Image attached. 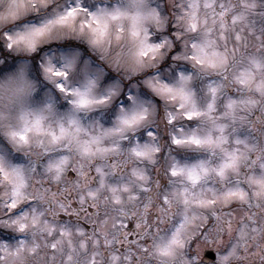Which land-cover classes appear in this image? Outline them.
<instances>
[{
  "label": "snow or ice",
  "instance_id": "6c2138e0",
  "mask_svg": "<svg viewBox=\"0 0 264 264\" xmlns=\"http://www.w3.org/2000/svg\"><path fill=\"white\" fill-rule=\"evenodd\" d=\"M170 3L0 0V56L33 52L52 85L0 137V264H264V0ZM57 29L126 39L111 63L132 73L175 50V79L119 104L120 81L70 82L79 54L42 46Z\"/></svg>",
  "mask_w": 264,
  "mask_h": 264
},
{
  "label": "clouds",
  "instance_id": "9594fccd",
  "mask_svg": "<svg viewBox=\"0 0 264 264\" xmlns=\"http://www.w3.org/2000/svg\"><path fill=\"white\" fill-rule=\"evenodd\" d=\"M97 3L103 5H112L117 2L122 5H127L129 0H95ZM159 0H144V3L149 8H157ZM50 4L56 3V0H49ZM127 23V21H125ZM146 26L150 30H154L155 26L152 21H146ZM54 42H71L74 47L57 49L59 51L71 50L79 54V61L76 66L69 69V80L74 84H78L85 79L87 75H95L100 67L106 66L119 74L121 79L127 80L133 77L148 73L150 70H155L160 60L155 63L151 61L149 55L146 61V67L139 73H132L124 67H116L111 63V58L115 52L126 50L128 42L125 41L121 44L113 41L111 48L107 46L95 47L88 42L87 33H80L78 31H70L67 29H57L51 37L45 39L43 44L52 45ZM80 45L87 48L89 55H85ZM56 50V51H57ZM33 52L21 48H14L11 50V56L7 61L0 62V115L6 116L8 119L0 120V137L3 136V129L9 124L16 123V117L21 109H35L39 107L44 98V90L51 89V82L43 78L42 72L38 74L32 68ZM93 57L96 60H93ZM101 83V82H100ZM31 84V87H29ZM102 85V83H101ZM103 86V85H102ZM63 101V100H61ZM66 109H59L57 111L63 112ZM50 119H54L51 117ZM35 143L33 149L35 150ZM15 151V149L13 150ZM35 158V157H33ZM3 184V179L0 177V185ZM179 264V260H177Z\"/></svg>",
  "mask_w": 264,
  "mask_h": 264
},
{
  "label": "rangeland",
  "instance_id": "374dc122",
  "mask_svg": "<svg viewBox=\"0 0 264 264\" xmlns=\"http://www.w3.org/2000/svg\"><path fill=\"white\" fill-rule=\"evenodd\" d=\"M158 7L165 14H168L174 10L172 4L170 3V0H159ZM172 27L174 29V25ZM62 45H65V46L63 47ZM74 46H76V45L72 44L71 42H64V43L54 42L52 45L45 46V47L46 48L51 47L52 51L55 52L57 49H60V48L74 47ZM80 47L83 49L85 55H89L86 47H84L82 45H80ZM174 55H175V50L172 53H170L169 56L165 57V59L163 61H161L160 65L157 67V69L150 70L148 73H145V74H142V75H139V76L133 77L131 79H127V80L121 79V77L119 76L118 73H116L115 71H113L110 68H107L106 66L95 69V71H97L98 73L101 74L102 85H106V84L112 83L114 81H120L121 86H122V90H123V95L119 98L118 103L123 104L124 99L130 93H136V94H140L142 92L143 93H150L149 89L142 87L143 80L148 75H158L162 79H165L167 82H172L175 79V76L173 74V70L176 69V64L173 62V59H172V57ZM93 60L95 61L96 58L93 57ZM3 61H4L3 56H0V62H3ZM185 66L187 67V70L189 72L194 71L192 69L191 65H185ZM193 86H194V88L200 87L199 79L193 81ZM144 98L150 100L153 104L158 105L162 109L163 101L159 97H156L155 95H145ZM66 106H67L66 101H59L58 102V108L59 109H64ZM186 126L193 127L195 125L194 124H188ZM3 148H4V144L0 143V149H3ZM181 151L186 152L187 150H181ZM5 230H8V229H5ZM193 247H194V244H193ZM206 250H209V249L205 248L204 252ZM212 251L215 252V250H212ZM204 252H203V255H204Z\"/></svg>",
  "mask_w": 264,
  "mask_h": 264
},
{
  "label": "water",
  "instance_id": "95a60500",
  "mask_svg": "<svg viewBox=\"0 0 264 264\" xmlns=\"http://www.w3.org/2000/svg\"><path fill=\"white\" fill-rule=\"evenodd\" d=\"M209 261H213L215 259V254L212 252H209L205 256Z\"/></svg>",
  "mask_w": 264,
  "mask_h": 264
},
{
  "label": "flooded vegetation",
  "instance_id": "af4514ba",
  "mask_svg": "<svg viewBox=\"0 0 264 264\" xmlns=\"http://www.w3.org/2000/svg\"><path fill=\"white\" fill-rule=\"evenodd\" d=\"M207 251H208V250H206L205 252H207ZM205 252H204V253H205Z\"/></svg>",
  "mask_w": 264,
  "mask_h": 264
},
{
  "label": "trees",
  "instance_id": "16d2710c",
  "mask_svg": "<svg viewBox=\"0 0 264 264\" xmlns=\"http://www.w3.org/2000/svg\"><path fill=\"white\" fill-rule=\"evenodd\" d=\"M73 44V43H72ZM63 47L65 46V45H62Z\"/></svg>",
  "mask_w": 264,
  "mask_h": 264
}]
</instances>
